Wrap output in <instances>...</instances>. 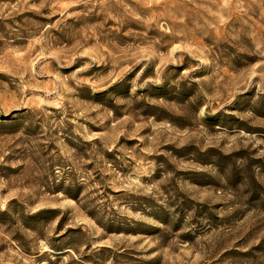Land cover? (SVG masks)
Returning <instances> with one entry per match:
<instances>
[{"label":"rangeland","instance_id":"1","mask_svg":"<svg viewBox=\"0 0 264 264\" xmlns=\"http://www.w3.org/2000/svg\"><path fill=\"white\" fill-rule=\"evenodd\" d=\"M0 264H264V0H0Z\"/></svg>","mask_w":264,"mask_h":264}]
</instances>
